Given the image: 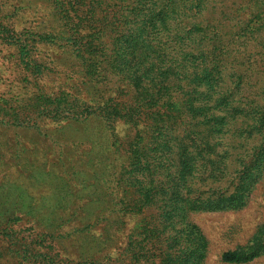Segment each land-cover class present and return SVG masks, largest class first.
Masks as SVG:
<instances>
[{"label": "rangeland", "instance_id": "1", "mask_svg": "<svg viewBox=\"0 0 264 264\" xmlns=\"http://www.w3.org/2000/svg\"><path fill=\"white\" fill-rule=\"evenodd\" d=\"M226 252L264 264V0H0V264Z\"/></svg>", "mask_w": 264, "mask_h": 264}, {"label": "trees", "instance_id": "2", "mask_svg": "<svg viewBox=\"0 0 264 264\" xmlns=\"http://www.w3.org/2000/svg\"><path fill=\"white\" fill-rule=\"evenodd\" d=\"M123 69V65L121 62H111L110 63V69L112 71L113 70H118L121 71L120 69ZM152 71V69L150 70V72ZM125 79L129 82H131L130 84L135 88V92L136 95L138 96V101H145V99H147L146 104L148 105V107H153V106H157V97H156V92H153L152 90H154L155 88H157V79H150L148 78V76L144 73L141 75H137L136 74H132V77H128V76H124ZM149 79V80H147ZM147 110L151 111L153 109H149L147 108ZM150 114V118L154 121L156 119L159 118V114L157 112V110H153L151 112H149ZM165 119H170L169 115H165ZM157 123V122H156ZM198 127H194L192 128V133L194 131H197ZM219 131H221V126L220 125H216L214 124L209 125V134L210 135H215L218 134ZM191 133V134H192ZM194 134L196 135L197 133L194 132ZM194 145L195 142L193 140ZM197 151H202L203 149H200L199 146L195 147ZM241 192L234 190L232 192L231 195H221L219 196V200L217 201V206H211L209 208V210H215L217 209V207L219 206L220 209H236V208H240L243 206L244 204V200L246 199V194L245 192H242V194H240ZM226 196V197H225ZM224 199V200H223ZM254 256V255H253ZM248 256L242 254V253H238V252H226L224 254H222L221 256V260L224 263H228V264H238V263H243L248 261Z\"/></svg>", "mask_w": 264, "mask_h": 264}]
</instances>
